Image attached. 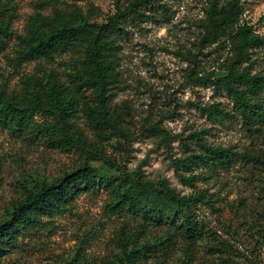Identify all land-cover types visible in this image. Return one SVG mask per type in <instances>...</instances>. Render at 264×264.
Here are the masks:
<instances>
[{
	"label": "rangeland",
	"instance_id": "374dc122",
	"mask_svg": "<svg viewBox=\"0 0 264 264\" xmlns=\"http://www.w3.org/2000/svg\"><path fill=\"white\" fill-rule=\"evenodd\" d=\"M129 1L0 0V19L11 20V36L0 48V87L22 95L26 79L51 70L68 82L71 52L15 65L19 36L26 34L38 12L53 16L60 10L72 14L78 24L83 19L104 22L118 5ZM208 1L159 0L166 10L158 7L149 12L152 17L127 25L114 103L128 105L129 139L102 138L83 111L75 119L86 147L102 146L125 172L185 197L202 193L203 201L194 208L208 236L198 241L190 259L184 257L185 242L180 240L167 257L136 264H264V80L252 85L225 77L220 86L207 81L226 76L224 67L231 55L228 43L200 42ZM241 1V22L251 24L264 38V0ZM248 63L250 77L264 76L262 50H253L242 67ZM88 94L93 99L94 94ZM212 104H220L228 114L212 120L203 110ZM52 118L49 111L37 110L32 116L36 128L31 125L22 132L0 120V222L6 208L22 199L23 182L56 181L84 164L81 147L54 148L49 136L39 131L38 124ZM198 131L214 146L233 150L235 160L204 173L206 167H178L176 159L200 152L194 135ZM92 165L104 167L101 161ZM112 200L110 188L91 186L69 199L66 207L42 210L40 223L0 252V264H118L121 237L140 230L142 221L113 213L108 206ZM147 228L142 239L162 232L161 227Z\"/></svg>",
	"mask_w": 264,
	"mask_h": 264
},
{
	"label": "trees",
	"instance_id": "16d2710c",
	"mask_svg": "<svg viewBox=\"0 0 264 264\" xmlns=\"http://www.w3.org/2000/svg\"><path fill=\"white\" fill-rule=\"evenodd\" d=\"M158 7L166 10V5L159 0H130L123 7L118 5L115 13L104 22L83 19L79 24L72 14L60 10L53 16L38 12L28 23L26 34L19 36L15 65L33 59L53 60L56 55L71 52V68L66 71L68 82L51 70L45 75L26 79L22 95L9 93L6 86L0 87V120L14 131L22 132L33 125V114L45 109L53 118L38 124V128L49 136L50 146L64 150L79 146L85 153V161L81 167L65 172L56 181L32 179L22 183V199L6 208L0 222V252L39 224L42 210L66 207L69 199L91 186L111 189L113 200L108 206L113 213L129 214L142 221L140 230L121 237L118 264H136L151 257L165 258L180 240L185 242L184 257L190 259L198 241L208 236L194 208L203 201L202 193L185 197L125 172L124 166L115 164L102 146L87 148L82 132L76 128L75 119L79 111H83L102 138L119 135L129 139L125 116L128 105L124 103L120 107L114 103L115 89L121 81L122 40L128 34L129 23L152 17L149 12L157 11ZM243 11L241 0H209L201 19L200 42L228 43L231 49L224 67L226 76L207 78L217 86L225 77L230 80L242 78L252 85L259 79L264 80V76L250 77V63L242 67L249 62L253 50L259 48L264 52V38L255 33L251 24L241 22ZM10 27L11 20L0 19L2 49L11 36ZM196 77L206 79V76ZM89 91L94 94L93 99ZM203 110L214 121L228 114L220 104L205 106ZM194 135L200 152L176 159L178 167H206L208 170L204 169V173L216 171L219 166L227 167L235 160L236 154L230 148L207 142L202 131ZM94 161L103 162L104 167L92 165ZM149 226L161 227L162 232L142 239Z\"/></svg>",
	"mask_w": 264,
	"mask_h": 264
}]
</instances>
